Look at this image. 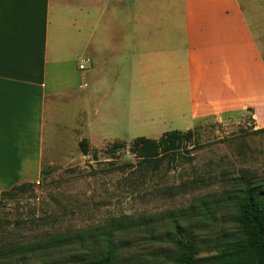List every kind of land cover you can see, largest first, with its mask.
<instances>
[{"label": "crops", "instance_id": "1", "mask_svg": "<svg viewBox=\"0 0 264 264\" xmlns=\"http://www.w3.org/2000/svg\"><path fill=\"white\" fill-rule=\"evenodd\" d=\"M260 1L0 0V193L42 167L57 104L81 102L67 125L89 143V95L96 125L124 128L97 130L110 141L247 109L264 127V58L248 17Z\"/></svg>", "mask_w": 264, "mask_h": 264}, {"label": "rangeland", "instance_id": "2", "mask_svg": "<svg viewBox=\"0 0 264 264\" xmlns=\"http://www.w3.org/2000/svg\"><path fill=\"white\" fill-rule=\"evenodd\" d=\"M260 2L259 13L248 17L264 58V0ZM83 76L86 87L79 94L91 93L92 76ZM84 103L85 125L93 123L88 128L89 155L80 153L78 143L83 136L80 132L75 136L68 128L65 113L68 110L72 119L73 113L80 112L81 102L79 108L57 104L52 118L46 117L44 163L36 175L19 183L32 184L31 187L23 192L0 193V249L19 248L0 257V264H87L99 247L79 241L70 246H49L47 242L67 233L97 236L117 221L140 218H154L148 230L162 237L158 235L170 228L167 218L184 212L189 219L177 220L196 235L200 257L213 254L216 243L236 236L232 207L222 199L229 187L226 177L246 171L253 180H264V134L255 133L264 127L258 126L251 109L198 120L191 129L195 131L191 142L154 173L139 169L128 147L138 137L157 140L159 136H154L149 127L132 126L131 134L121 136L125 142H118L124 147L113 154L106 153L117 141L103 139L97 130L119 135L124 128L96 125L99 121L92 116L94 96L89 95ZM93 151L97 161L92 160ZM201 212L212 213L213 218L203 224L202 218L196 216ZM145 232L140 226L116 232L115 245L120 241L130 244L121 260L172 264L164 257L175 254L173 246L151 240Z\"/></svg>", "mask_w": 264, "mask_h": 264}, {"label": "trees", "instance_id": "3", "mask_svg": "<svg viewBox=\"0 0 264 264\" xmlns=\"http://www.w3.org/2000/svg\"><path fill=\"white\" fill-rule=\"evenodd\" d=\"M255 133L264 134V128L256 130ZM194 134L195 131L188 130L186 132H166L157 140L138 137L130 143L128 149L137 158L139 169L150 170L155 173L165 164V161L169 162L185 144L191 142ZM123 147L121 143H113L106 150V153L113 154L117 149ZM78 149L83 156L90 153L86 140L79 141ZM92 160L97 161V155L94 151ZM245 172L242 171L238 176H231L232 178L226 177L229 187L226 189L228 192L222 199L232 207L231 222L236 228V236L216 243L213 246V254L199 256L201 250L196 235L188 232V229L177 220L185 218L187 221L189 218L185 212L181 213L179 217L167 218L170 228L164 234L158 235L162 237H156L152 231L148 230L149 225L155 221L154 218H140L135 221H117V223L103 228V231L97 233L100 234L97 236L93 233H67L50 239L47 245L70 246L79 241L81 244L87 242L91 246L99 247L94 251L92 259L87 264H120L122 262L123 264H149L138 259L132 261L121 260L122 252L129 249L130 244L120 241V244L115 245L114 242L116 232H122L132 226H140L141 229L146 230L145 233L148 234L149 239L157 242H169L173 246L175 254L171 258L164 257V261L171 259L172 264H264V180H253L254 178ZM31 185L19 184L10 188L8 192L4 191L2 195L11 193L13 190L23 192ZM196 216L202 218L203 224L208 223L213 218L212 213L207 214L206 212H201ZM16 249L19 248H2L0 249V257L14 252ZM151 264H162V262L155 261Z\"/></svg>", "mask_w": 264, "mask_h": 264}, {"label": "built area", "instance_id": "4", "mask_svg": "<svg viewBox=\"0 0 264 264\" xmlns=\"http://www.w3.org/2000/svg\"><path fill=\"white\" fill-rule=\"evenodd\" d=\"M83 67H84L83 64L79 65V69H83Z\"/></svg>", "mask_w": 264, "mask_h": 264}]
</instances>
